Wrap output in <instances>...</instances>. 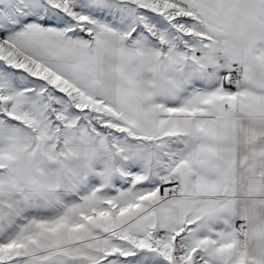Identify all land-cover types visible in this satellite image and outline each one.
Wrapping results in <instances>:
<instances>
[{
    "label": "snow or ice",
    "instance_id": "1",
    "mask_svg": "<svg viewBox=\"0 0 264 264\" xmlns=\"http://www.w3.org/2000/svg\"><path fill=\"white\" fill-rule=\"evenodd\" d=\"M0 264H264V0H0Z\"/></svg>",
    "mask_w": 264,
    "mask_h": 264
}]
</instances>
